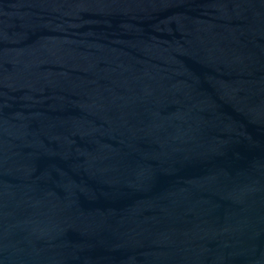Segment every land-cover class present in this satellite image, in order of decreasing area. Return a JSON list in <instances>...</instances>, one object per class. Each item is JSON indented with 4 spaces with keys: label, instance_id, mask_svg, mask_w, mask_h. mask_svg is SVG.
Returning a JSON list of instances; mask_svg holds the SVG:
<instances>
[{
    "label": "water",
    "instance_id": "1",
    "mask_svg": "<svg viewBox=\"0 0 264 264\" xmlns=\"http://www.w3.org/2000/svg\"><path fill=\"white\" fill-rule=\"evenodd\" d=\"M0 264H264V0H0Z\"/></svg>",
    "mask_w": 264,
    "mask_h": 264
}]
</instances>
